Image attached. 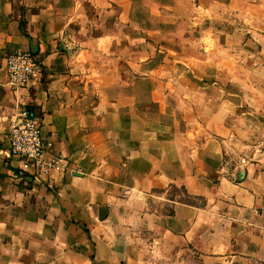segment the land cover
I'll list each match as a JSON object with an SVG mask.
<instances>
[{"label":"crops","instance_id":"0c3cea01","mask_svg":"<svg viewBox=\"0 0 264 264\" xmlns=\"http://www.w3.org/2000/svg\"><path fill=\"white\" fill-rule=\"evenodd\" d=\"M131 1L0 0V264H264V0H164L210 18L184 51L125 38ZM21 106L66 168L9 155Z\"/></svg>","mask_w":264,"mask_h":264},{"label":"built area","instance_id":"2783aa9c","mask_svg":"<svg viewBox=\"0 0 264 264\" xmlns=\"http://www.w3.org/2000/svg\"><path fill=\"white\" fill-rule=\"evenodd\" d=\"M7 84L18 91L27 88L41 73L35 54L30 50H18L5 59ZM8 152L23 161L25 168L35 174H44L58 167H67L61 156L47 158L46 144L32 110L27 106L17 108L15 120L9 127Z\"/></svg>","mask_w":264,"mask_h":264},{"label":"rangeland","instance_id":"374dc122","mask_svg":"<svg viewBox=\"0 0 264 264\" xmlns=\"http://www.w3.org/2000/svg\"><path fill=\"white\" fill-rule=\"evenodd\" d=\"M151 2H154L155 14L152 19L155 21L154 29H141L138 22H146L145 11L146 7H151ZM164 0H132L130 2L129 13L125 14L130 20H132V25L137 27L127 26L122 29L124 37L132 40H139L140 38H145L147 35L154 39L157 49L163 48V44H176L178 47L184 51L187 44H194L195 40L198 38H206L210 40L212 35V25L210 18L206 14H196L193 12H185L182 9L186 7H181V5L173 6L176 12L168 13L163 9ZM144 8V11L142 10ZM150 16V14H149ZM92 20L93 16L90 17ZM107 20L113 21V18L107 17ZM95 21V20H94ZM92 22V21H91ZM114 22V21H113ZM129 24V23H127ZM166 25L168 27H166ZM111 29H107L109 31ZM97 32V29H93ZM254 32L255 30L252 29ZM78 34V33H77ZM172 46V45H171ZM193 46V45H192ZM186 56L184 59L194 58L195 55L192 52H185ZM186 83H192L191 78H185ZM172 192L178 199L183 201L197 203L198 200L189 198L182 190L173 187Z\"/></svg>","mask_w":264,"mask_h":264},{"label":"water","instance_id":"95a60500","mask_svg":"<svg viewBox=\"0 0 264 264\" xmlns=\"http://www.w3.org/2000/svg\"><path fill=\"white\" fill-rule=\"evenodd\" d=\"M33 52V51H32ZM34 53V52H33Z\"/></svg>","mask_w":264,"mask_h":264}]
</instances>
